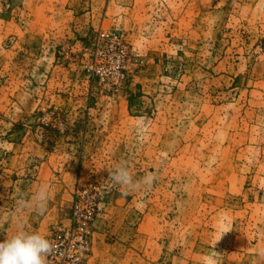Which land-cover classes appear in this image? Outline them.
Masks as SVG:
<instances>
[{
  "label": "rangeland",
  "instance_id": "obj_1",
  "mask_svg": "<svg viewBox=\"0 0 264 264\" xmlns=\"http://www.w3.org/2000/svg\"><path fill=\"white\" fill-rule=\"evenodd\" d=\"M83 187V264H264V0H0V242Z\"/></svg>",
  "mask_w": 264,
  "mask_h": 264
},
{
  "label": "clouds",
  "instance_id": "obj_2",
  "mask_svg": "<svg viewBox=\"0 0 264 264\" xmlns=\"http://www.w3.org/2000/svg\"><path fill=\"white\" fill-rule=\"evenodd\" d=\"M145 127L143 122L137 125L141 134ZM109 176L113 185L118 186L125 196L141 189H150L157 179L154 173H148L142 178L136 179L125 164L116 165L109 171ZM51 195L49 185H39L31 199L21 198L18 201V212L32 210L37 214H43ZM229 231L231 229L224 223L220 238L214 241V248L222 236ZM51 251V242L38 232L27 231L21 220L14 233L7 235L5 240L0 242V264H46V258ZM259 255L264 257V248L259 249ZM205 264H216V260L212 256H208L205 258Z\"/></svg>",
  "mask_w": 264,
  "mask_h": 264
},
{
  "label": "built area",
  "instance_id": "obj_3",
  "mask_svg": "<svg viewBox=\"0 0 264 264\" xmlns=\"http://www.w3.org/2000/svg\"><path fill=\"white\" fill-rule=\"evenodd\" d=\"M87 187L79 188L74 201L71 223L61 229L52 239V251L46 258V264H83L89 249L88 233L94 218L92 204L81 206V200L90 198Z\"/></svg>",
  "mask_w": 264,
  "mask_h": 264
}]
</instances>
